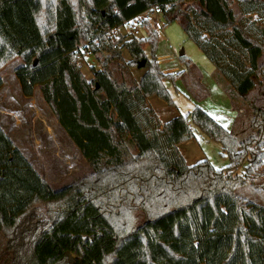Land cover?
Segmentation results:
<instances>
[{
  "label": "trees",
  "instance_id": "trees-1",
  "mask_svg": "<svg viewBox=\"0 0 264 264\" xmlns=\"http://www.w3.org/2000/svg\"><path fill=\"white\" fill-rule=\"evenodd\" d=\"M39 1L0 0V50L22 59L23 96L40 89L93 173L53 189L0 126V264H264V205L237 193L264 178V0H55L46 33ZM154 6L214 65L232 130L199 106L163 125L150 106L173 105L165 80L198 70L184 55V71L164 73L149 24L144 39L111 35ZM85 43L103 66L91 80L77 65ZM194 82L193 98L208 97ZM193 126L221 145L226 169L187 163Z\"/></svg>",
  "mask_w": 264,
  "mask_h": 264
},
{
  "label": "rangeland",
  "instance_id": "rangeland-1",
  "mask_svg": "<svg viewBox=\"0 0 264 264\" xmlns=\"http://www.w3.org/2000/svg\"><path fill=\"white\" fill-rule=\"evenodd\" d=\"M175 1L159 0L160 3L165 4ZM43 2L46 6L48 2L54 5L55 0H43ZM46 9L48 8L46 7ZM43 20L41 18L42 22ZM49 21L51 22V18H49ZM163 23L165 27L158 33L155 56L158 62L160 57L175 59L159 63L161 70L165 71L178 67L184 71L185 68L180 57L181 50H184L185 57L190 59L198 70L186 72L185 79H187V83L182 78L175 81L165 80V86L170 92L173 105H168L161 99L162 106L155 104L154 110L161 122H169L175 117L186 116L193 111L195 106H199L225 129L232 130L235 128L234 111L229 96L214 78V65L198 46L187 37L178 21L168 23L165 19ZM144 38H147V36H144ZM85 46H89V43H85L81 49ZM145 53L148 57H151V48L146 47ZM176 53L178 57L175 56ZM123 59L124 61L121 64L131 61L130 55L124 50ZM78 63H84L81 70L87 77H92V68L98 69L99 65L103 68L96 55L93 58L81 54ZM21 65L22 59H12L5 51L0 50V80L2 81L0 89V126L53 189H62L89 177L93 173L91 166L58 122L53 108L44 100L40 89L36 90L32 98L23 96L16 73L17 68ZM130 72L136 80L141 75L142 70L134 68L130 69ZM121 73V69L116 72V77L119 80L121 79ZM125 76L127 77V75ZM199 78H201V84L208 92V97L196 100L193 98V91L197 88L194 81ZM238 105L242 109L244 108L241 101H238ZM243 111L244 119L247 120L250 111H248V108L243 109ZM236 114L238 115V113ZM193 132L195 137L191 140L192 142L188 145L182 144L179 147L188 164L195 165L208 160L215 169H226L230 162L228 157L224 155L221 145L208 139L195 126H193ZM243 173L244 166L238 168L235 174L242 175ZM262 184H264V178L259 180L256 185L239 188L237 193L241 197L264 205V186L257 187Z\"/></svg>",
  "mask_w": 264,
  "mask_h": 264
},
{
  "label": "built area",
  "instance_id": "built-area-1",
  "mask_svg": "<svg viewBox=\"0 0 264 264\" xmlns=\"http://www.w3.org/2000/svg\"><path fill=\"white\" fill-rule=\"evenodd\" d=\"M164 20L165 17H164L163 8L161 6H154L148 9L140 16L125 21L123 26L118 29H114L111 35L113 36L123 35L129 38L143 39V37L147 36L148 34L147 24L152 26V28L156 32L160 33L165 27V24L163 23ZM80 51L81 54H84L86 57L95 58L94 52L89 46H85L82 49L80 48ZM175 56L178 57V54H176ZM77 65L80 69H82L84 63H78ZM97 70L99 71L103 70L101 65L98 66Z\"/></svg>",
  "mask_w": 264,
  "mask_h": 264
},
{
  "label": "crops",
  "instance_id": "crops-1",
  "mask_svg": "<svg viewBox=\"0 0 264 264\" xmlns=\"http://www.w3.org/2000/svg\"><path fill=\"white\" fill-rule=\"evenodd\" d=\"M40 2V4H41V6H40V13L39 14H37V18H38V23H39V25H40V28H41V30L44 32V33H46V32H51L53 29H54V27H55V8H54V5H51L50 4V2H48V5L46 6L45 4H44V2H43V0H40L39 1ZM46 7L49 9H51V10H48V9H46ZM49 17H51V22L49 21ZM41 18H43L44 20H43V22L41 21ZM171 49H173V48H171ZM177 54V53H176ZM175 58H168V57H160L159 58V63H161V62H163V61H169V60H174ZM179 71H182L180 68H178V67H176V68H172V69H169V70H165V71H163L164 73H177V72H179ZM143 74H144V71H142L141 72V75L139 76V77H137V81H140V79L142 78V76H143ZM86 78H87V80H91L92 79V77L90 76V77H87V76H85ZM202 82H203V80H202ZM148 101H149V104H150V106L154 109V107H155V104L157 103V105H161L162 106V102H160L161 100L159 99V98H157V97H150L149 99H148ZM163 109V108H162ZM164 111V110H163ZM236 113L234 112V116H235V118H236ZM160 119V118H159ZM160 121H161V119H160ZM167 121H163V125L166 123ZM192 141H189V142H187V143H185L186 145H188V144H190ZM180 146H182V145H180ZM179 146V147H180ZM180 149V148H179ZM188 163V162H187ZM190 165V164H189ZM192 166V165H191Z\"/></svg>",
  "mask_w": 264,
  "mask_h": 264
},
{
  "label": "water",
  "instance_id": "water-1",
  "mask_svg": "<svg viewBox=\"0 0 264 264\" xmlns=\"http://www.w3.org/2000/svg\"><path fill=\"white\" fill-rule=\"evenodd\" d=\"M184 55H185L184 50H181V52H180V57H181V56H184ZM144 66H145V60H142V61L139 63L138 68H139V69H142V68H144Z\"/></svg>",
  "mask_w": 264,
  "mask_h": 264
}]
</instances>
